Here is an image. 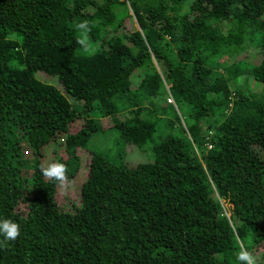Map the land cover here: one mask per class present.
I'll return each mask as SVG.
<instances>
[{
	"label": "trees",
	"instance_id": "1",
	"mask_svg": "<svg viewBox=\"0 0 264 264\" xmlns=\"http://www.w3.org/2000/svg\"><path fill=\"white\" fill-rule=\"evenodd\" d=\"M0 218V264H264V0H0Z\"/></svg>",
	"mask_w": 264,
	"mask_h": 264
},
{
	"label": "clouds",
	"instance_id": "2",
	"mask_svg": "<svg viewBox=\"0 0 264 264\" xmlns=\"http://www.w3.org/2000/svg\"><path fill=\"white\" fill-rule=\"evenodd\" d=\"M86 26L84 24L77 25V28ZM209 133H212L209 131ZM40 171L44 177L57 183L60 187H65L67 177V167L59 160H46L41 163ZM20 235V226L9 218H0V236L3 240L0 244L14 241ZM236 260L240 264H257V259L245 246L240 245L236 252Z\"/></svg>",
	"mask_w": 264,
	"mask_h": 264
},
{
	"label": "rangeland",
	"instance_id": "3",
	"mask_svg": "<svg viewBox=\"0 0 264 264\" xmlns=\"http://www.w3.org/2000/svg\"><path fill=\"white\" fill-rule=\"evenodd\" d=\"M39 76V77H38ZM37 77L38 78H40V79H42V80H44V81H49L50 82V80L51 79H53L54 77L53 76H50V75H48V74H46V73H43V72H37ZM48 82V83H49ZM51 84H54V83H51ZM54 85H56V84H54ZM168 116V118H172L173 117V113L170 111V112H168V114H167ZM101 122V121H100ZM79 122H75V124H74V126H73V130H75L76 128H77V124H78ZM102 123V125L104 126V127H106V125H104L103 124V121L101 122ZM175 124L176 125H178V123L177 122H175ZM175 129H176V127H175ZM65 188V187H64Z\"/></svg>",
	"mask_w": 264,
	"mask_h": 264
}]
</instances>
